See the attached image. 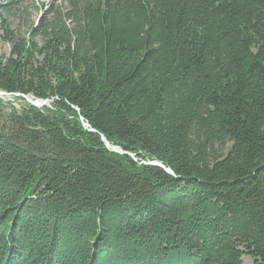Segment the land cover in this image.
Here are the masks:
<instances>
[{
    "label": "trees",
    "instance_id": "obj_1",
    "mask_svg": "<svg viewBox=\"0 0 264 264\" xmlns=\"http://www.w3.org/2000/svg\"><path fill=\"white\" fill-rule=\"evenodd\" d=\"M0 29V264H264V0H0Z\"/></svg>",
    "mask_w": 264,
    "mask_h": 264
},
{
    "label": "rangeland",
    "instance_id": "obj_2",
    "mask_svg": "<svg viewBox=\"0 0 264 264\" xmlns=\"http://www.w3.org/2000/svg\"><path fill=\"white\" fill-rule=\"evenodd\" d=\"M52 1L53 0H33V2L39 8L41 7V5H43V4L44 5H48ZM28 12H30V11L28 10ZM33 15H34V18H35V26H36L38 24L39 18L42 15V11L39 9V11L37 13L35 12ZM10 25H11L12 30H14L15 32L18 31V22L17 21L11 20L10 21ZM2 37H3V32L0 29V61H5L10 56L11 46L9 44L5 43L3 41V39H2ZM0 99L3 102V104H0V117L8 112V106H9L10 103L14 107H18L19 106V103L17 101H15V99L12 98L11 96H9V97L0 96ZM244 264H253V260L245 258L244 259Z\"/></svg>",
    "mask_w": 264,
    "mask_h": 264
},
{
    "label": "water",
    "instance_id": "obj_3",
    "mask_svg": "<svg viewBox=\"0 0 264 264\" xmlns=\"http://www.w3.org/2000/svg\"><path fill=\"white\" fill-rule=\"evenodd\" d=\"M0 96H5V94L4 93H0ZM26 98V97H25ZM26 100L30 103V104H32L33 106H35V107H37V108H42V107H44V106H46V105H48L49 104V102L48 101H39V100H36V101H33V100H28L27 98H26ZM78 112H79V110H77ZM83 121V120H82ZM84 126H86L87 127V125L86 124H84ZM93 132H95V131H93ZM102 142L106 145V147L108 148V149H110L112 152H114V153H118V154H121V155H126L125 154V152H123L120 148H118V147H114V146H112V145H110V143L105 139V137H103L102 136ZM143 164H145V165H152V166H155V167H160V168H162V169H165L168 173H171L169 170H167L165 167H163L160 163H158V162H151V163H146V162H144Z\"/></svg>",
    "mask_w": 264,
    "mask_h": 264
},
{
    "label": "bare ground",
    "instance_id": "obj_4",
    "mask_svg": "<svg viewBox=\"0 0 264 264\" xmlns=\"http://www.w3.org/2000/svg\"><path fill=\"white\" fill-rule=\"evenodd\" d=\"M250 196V195H249ZM243 232V231H242ZM258 255V254H257Z\"/></svg>",
    "mask_w": 264,
    "mask_h": 264
}]
</instances>
